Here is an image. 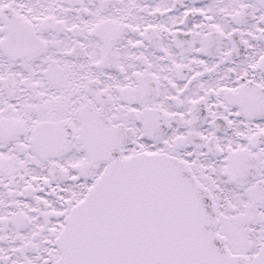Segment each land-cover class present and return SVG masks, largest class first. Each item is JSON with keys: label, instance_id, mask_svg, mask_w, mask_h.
Returning a JSON list of instances; mask_svg holds the SVG:
<instances>
[{"label": "snow or ice", "instance_id": "1", "mask_svg": "<svg viewBox=\"0 0 264 264\" xmlns=\"http://www.w3.org/2000/svg\"><path fill=\"white\" fill-rule=\"evenodd\" d=\"M0 264H264V0H0Z\"/></svg>", "mask_w": 264, "mask_h": 264}]
</instances>
